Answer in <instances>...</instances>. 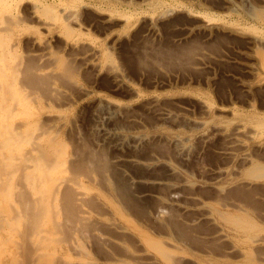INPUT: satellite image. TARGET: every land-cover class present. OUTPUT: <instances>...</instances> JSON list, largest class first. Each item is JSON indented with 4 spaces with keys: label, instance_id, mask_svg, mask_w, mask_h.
I'll use <instances>...</instances> for the list:
<instances>
[{
    "label": "rangeland",
    "instance_id": "374dc122",
    "mask_svg": "<svg viewBox=\"0 0 264 264\" xmlns=\"http://www.w3.org/2000/svg\"><path fill=\"white\" fill-rule=\"evenodd\" d=\"M67 263L264 264V0H0V264Z\"/></svg>",
    "mask_w": 264,
    "mask_h": 264
},
{
    "label": "bare ground",
    "instance_id": "6f19581e",
    "mask_svg": "<svg viewBox=\"0 0 264 264\" xmlns=\"http://www.w3.org/2000/svg\"><path fill=\"white\" fill-rule=\"evenodd\" d=\"M69 11V10H68ZM67 11V12H68ZM68 17V16H67ZM68 20V19H67ZM174 49V48H173ZM177 49V48H176ZM178 50V49H177ZM184 50H186V49H184ZM145 51V50H144ZM163 51H165V50H163ZM179 51V50H178ZM150 52V51H149ZM148 52V53H149ZM158 52V51H157ZM156 52V53H157ZM168 52V51H167ZM187 52V51H186ZM163 53V52H162ZM182 53V52H181ZM184 53V52H183ZM188 53L190 54V50L188 49ZM187 53V54H188ZM172 54V53H171ZM86 55V54H85ZM85 55H84V57H85ZM180 54H178V57H180L179 56ZM109 56V55H108ZM151 56V55H150ZM184 56V55H183ZM190 56V55H189ZM162 57V56H161ZM187 57V55H185V58ZM86 58V57H85ZM84 58V59H85ZM140 58H142V57H140ZM184 58V59H185ZM207 58V57H206ZM142 59H144V58H142ZM165 59V58H164ZM183 59V58H182ZM183 59V60H184ZM162 60H163V58H162ZM166 60V59H165ZM175 60V59H174ZM178 60L180 61L181 59H179L178 58ZM189 60V59H188ZM21 61V60H20ZM159 61V60H158ZM164 61V60H163ZM111 62V61H110ZM142 62H143V60H142ZM146 62V61H145ZM148 62V61H147ZM183 61H181V63H182ZM109 63V62H108ZM22 64V63H21ZM40 64V63H39ZM148 64V63H147ZM151 64V63H150ZM150 64H149V66H150ZM108 65V64H107ZM148 65H147V67H149ZM144 67V66H143ZM31 68H32V66L30 65V64H28L27 66H26V68H25V70H24V75H25V78H26V80L29 82V84L33 87V88H35V90H42V88H46V87H48V85H47V81H48V83H50L49 81L51 80V78H50V76L48 77V79H47V81L45 82V80L44 81H42L43 79H45V77H43V79L41 78H39V79H37L36 77L35 78H33L31 75H30V70H31ZM114 68V67H113ZM41 69V68H40ZM18 70V69H17ZM20 71V70H19ZM70 72V71H69ZM35 73V72H34ZM21 77V76H20ZM52 77H54V76H52ZM59 78V77H58ZM43 83H42V82ZM45 83V84H44ZM48 101V100H47ZM160 112V111H159ZM167 118V117H166ZM51 127V126H50ZM240 132V131H239ZM44 133V132H43ZM243 133V132H242ZM39 134V133H38ZM37 134V135H38ZM241 134V133H240ZM36 135V136H37ZM227 135V134H226ZM243 135V134H242ZM76 136V135H75ZM35 137V136H34ZM72 141V140H71ZM79 141V140H78ZM230 142V141H229ZM36 143V142H35ZM83 146V145H82ZM151 147V146H150ZM74 148V147H73ZM240 148V147H239ZM75 150H77L76 149V147L74 148ZM229 149V148H228ZM73 151V152H75L74 154H76L77 152L76 151ZM42 151V150H41ZM78 151V150H77ZM88 152H87V154H86V156H82L81 154V156H79V158L76 160L75 158V160L77 161L76 163H85V162H91V163H93L96 167H98L100 170H102L103 171V173L105 174V172L106 173H108V174H110V176L112 177V179H113V181H114V185H115V191L117 192V194L119 195V196H121V199H123V201L125 200L126 201V203H131L132 202V198H133V193H132V189H131V185H130V182H128V180H127V178L120 172V169H118V166H117V163H115V162H113L114 160H112V162L111 161H108V159L106 160V157L105 158H103V157H101L102 155H97L95 152H93L91 149L90 150H87ZM95 151V150H94ZM40 152V151H39ZM85 152V151H84ZM42 153H44V152H42ZM77 155V154H76ZM75 155V156H76ZM105 154H103V156H104ZM107 155H108V153H107ZM228 155V154H227ZM26 158V157H25ZM29 158V157H28ZM27 159V158H26ZM33 159V158H32ZM42 164H44L45 166H49V165H51V163H52V157H49V158H43L42 159ZM73 162H75V161H73ZM70 163V162H69ZM90 163V164H91ZM71 165H73L72 163H70ZM69 164V165H70ZM75 164V163H74ZM22 165V164H21ZM93 166V165H92ZM22 167V166H21ZM27 167V166H26ZM85 167H87V165L85 166ZM88 168V167H87ZM98 168H97V170H98ZM23 169V168H22ZM76 169H77V167L75 168V171H76ZM80 169V168H79ZM96 170V169H95ZM23 171V170H22ZM87 171V170H86ZM83 172V171H82ZM93 172H95L94 170H93ZM72 173V172H71ZM86 173H88V172H86ZM102 173V174H103ZM99 174V173H98ZM92 175V174H91ZM101 175V174H100ZM87 176V175H86ZM75 177V176H74ZM101 177V176H100ZM18 178H19V176H18ZM104 179V178H103ZM17 181L18 180H20V179H16ZM71 178H66L65 177V180H62L60 183H59V186H58V190L60 189H62V186L64 187L65 185H67L68 186V184L71 182ZM101 180H102V178H101ZM105 180V179H104ZM73 182V181H72ZM111 182V181H110ZM99 183H101V182H99ZM113 184V183H112ZM71 185V184H70ZM73 185V184H72ZM71 185V186H72ZM70 186V187H71ZM67 187H65V189H66ZM69 188V187H68ZM73 188V187H72ZM71 188V189H72ZM27 191V190H26ZM61 191H63V190H61ZM73 191V190H72ZM75 192V191H74ZM78 192H79V194H78ZM78 192H76L78 195H79V198H78V200H82L83 199V195H84V193L82 192V193H80L81 191H78ZM65 193V192H64ZM18 194H20V196H21V193H18ZM54 194V193H53ZM69 194V193H68ZM87 194V193H86ZM254 194V193H253ZM23 195V194H22ZM88 195V194H87ZM62 196V195H61ZM70 197L72 196V195H69ZM63 197H65V196H63ZM75 197V196H74ZM86 197V196H85ZM85 197H84V199H85ZM22 198H23V196H22ZM59 198H61V197H59ZM76 198V197H75ZM34 199V198H33ZM39 199V198H38ZM63 199V198H62ZM69 199V200H68ZM70 199H72V197L71 198H67L66 200H68V202H71V201H73V200H71L70 201ZM61 200V199H60ZM65 200V199H64ZM65 200V202H67ZM75 200H77V199H75ZM36 201V200H35ZM63 202V201H62ZM78 202V201H77ZM134 203V202H133ZM61 204V203H60ZM63 204H64V202H63ZM62 204V205H63ZM253 204V203H252ZM31 204L30 203H28V202H26V201H24V203H23V206L22 207H24V208H22V209H24L25 211L24 212H27L28 211V209L30 208L29 206H30ZM39 205V204H38ZM133 205V204H132ZM99 206V205H98ZM65 207V206H64ZM74 207V206H73ZM91 207V206H90ZM95 207V206H94ZM132 207V206H131ZM136 207V206H135ZM96 208H98V207H96ZM165 208V207H164ZM53 209V208H52ZM84 209V208H83ZM38 210H40V209H38ZM85 210V209H84ZM87 210V209H86ZM91 210V209H90ZM161 210V209H160ZM83 211V210H82ZM136 211V210H135ZM158 211V210H157ZM167 211V210H166ZM35 212V211H34ZM67 212V211H66ZM83 212H85V211H83ZM89 212V211H88ZM159 212H161L162 213V210L161 211H159ZM40 213V212H39ZM69 213H70V211H69ZM145 213V212H144ZM71 214V213H70ZM76 214V213H75ZM87 214V213H86ZM141 214V213H140ZM26 215V214H25ZM123 215V214H122ZM137 215V214H136ZM159 215H161V214H159ZM24 216V215H23ZM38 216V215H37ZM79 216H81V215H79ZM86 216V215H85ZM143 216V215H142ZM27 217V216H26ZM87 217V216H86ZM28 219L30 218V217H27ZM42 218V217H41ZM88 218V217H87ZM82 219V218H81ZM27 221H31V220H27ZM24 222V221H23ZM26 223V222H25ZM31 224V223H30ZM75 224V223H74ZM32 225V224H31ZM71 225V224H70ZM76 225V224H75ZM109 225V224H108ZM24 226V225H23ZM27 226V225H26ZM64 226V225H63ZM68 226V225H67ZM54 227V226H53ZM70 227V226H69ZM73 226H71V228H72ZM178 227V226H177ZM207 227V226H206ZM78 228V227H77ZM80 228V227H79ZM26 229V228H25ZM28 229V228H27ZM57 229H58V227H57ZM60 229V228H59ZM76 229V228H75ZM87 229V228H86ZM207 229V228H206ZM61 230V229H60ZM64 230V229H63ZM66 230H68V229H66ZM65 230V231H66ZM83 230H84V228H83ZM82 230V231H83ZM99 230V229H98ZM97 230V231H98ZM62 231V230H61ZM102 231V230H101ZM26 232H27V230H26ZM83 234V233H82ZM86 234V233H85ZM112 235V234H111ZM82 237V236H81ZM102 238V237H101ZM189 238H190V236H189ZM61 239V238H60ZM60 239H57V240H60ZM69 239V238H68ZM67 239V240H68ZM96 239V238H95ZM2 240V239H1ZM74 240V239H73ZM107 240V239H106ZM69 242V241H68ZM78 249V248H77ZM50 253V252H49ZM164 253H166V252H164ZM167 254V253H166ZM26 255V254H25ZM29 256H31V255H29ZM165 256V255H164ZM62 258V257H61ZM58 259V258H57ZM60 260V259H59ZM27 261V260H26ZM180 261V260H179ZM19 262H20V260H19ZM59 262V261H58ZM66 263V262H65ZM76 263V262H75ZM79 263V262H78ZM95 263V262H94ZM175 263V262H174ZM68 264V263H67ZM74 264V263H73ZM177 264V263H176Z\"/></svg>",
    "mask_w": 264,
    "mask_h": 264
}]
</instances>
